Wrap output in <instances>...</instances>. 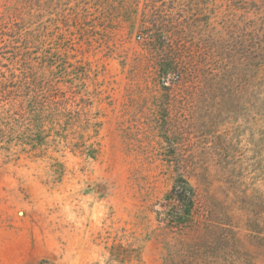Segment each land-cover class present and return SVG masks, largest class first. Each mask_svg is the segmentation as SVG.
<instances>
[{
  "label": "rangeland",
  "instance_id": "obj_1",
  "mask_svg": "<svg viewBox=\"0 0 264 264\" xmlns=\"http://www.w3.org/2000/svg\"><path fill=\"white\" fill-rule=\"evenodd\" d=\"M146 3L0 0V264H264V23L159 0L202 58L165 87Z\"/></svg>",
  "mask_w": 264,
  "mask_h": 264
},
{
  "label": "trees",
  "instance_id": "obj_2",
  "mask_svg": "<svg viewBox=\"0 0 264 264\" xmlns=\"http://www.w3.org/2000/svg\"><path fill=\"white\" fill-rule=\"evenodd\" d=\"M159 0H147V5H151L153 18L148 19L142 25L141 38L147 39V42L155 45L161 43L162 59L159 60L160 68L158 75L163 80L173 76L177 79L176 85L185 82L186 79H194L198 77L201 66L200 53L197 49L184 46L181 43L185 35L184 24L180 20L173 18L167 19L162 15L161 11L155 9L156 3ZM226 9L230 12H225L221 21L222 27L228 32L235 34L236 32H247L249 29H256L257 24L264 23V0H225ZM234 11V12H233ZM242 12L238 14L236 12ZM253 13L256 19H249L247 14ZM151 23V26H147ZM250 30V31H251ZM204 53V52H203ZM205 55V54H204ZM203 57V56H201ZM165 87L168 84L163 82ZM166 84V85H165ZM244 90H242L243 92ZM246 91V90H245ZM241 94V89L238 91ZM196 199V191L192 188L187 189L180 185H175L167 194L168 203L175 207L177 204L188 201V206H194Z\"/></svg>",
  "mask_w": 264,
  "mask_h": 264
}]
</instances>
